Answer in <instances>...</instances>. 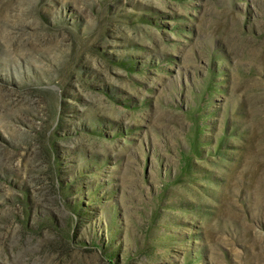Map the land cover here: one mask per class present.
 <instances>
[{
    "label": "rangeland",
    "instance_id": "374dc122",
    "mask_svg": "<svg viewBox=\"0 0 264 264\" xmlns=\"http://www.w3.org/2000/svg\"><path fill=\"white\" fill-rule=\"evenodd\" d=\"M0 264H264V0H0Z\"/></svg>",
    "mask_w": 264,
    "mask_h": 264
}]
</instances>
